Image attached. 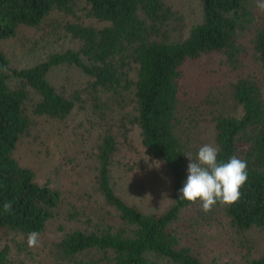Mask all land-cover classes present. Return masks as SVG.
<instances>
[{"label": "trees", "instance_id": "16d2710c", "mask_svg": "<svg viewBox=\"0 0 264 264\" xmlns=\"http://www.w3.org/2000/svg\"><path fill=\"white\" fill-rule=\"evenodd\" d=\"M199 1L200 20L188 25L168 0H0V42L20 27L39 30L61 21L79 42L77 49L49 53L25 68L12 67L0 47V232L43 235L65 198L60 187L40 184L35 171L14 157L22 138L31 135L42 146L50 132L32 134L36 124L76 115L93 136V189L101 204H69L66 220L76 225L44 248L40 264H212L190 244L182 222L200 213L221 216L237 233L264 230V16L252 26L250 0ZM80 5L99 26L77 20ZM71 15L76 21L64 20ZM248 24L249 51L240 44ZM210 57L234 69L219 102L210 96L222 84L194 85L199 75L217 76L196 65ZM61 65L87 76L81 90L59 91L49 81L51 69ZM207 124L218 159L247 161L249 177L236 204L218 203L210 212L180 200L190 163L185 154L196 157ZM133 130L147 157L164 163L172 177L170 203L160 212L128 203L114 187L115 155ZM4 201L13 203L9 214ZM0 264H13L7 243L0 247ZM247 264H264V253H249Z\"/></svg>", "mask_w": 264, "mask_h": 264}, {"label": "rangeland", "instance_id": "374dc122", "mask_svg": "<svg viewBox=\"0 0 264 264\" xmlns=\"http://www.w3.org/2000/svg\"><path fill=\"white\" fill-rule=\"evenodd\" d=\"M168 2L188 25L200 20L199 0H168ZM258 3H264V0H250L249 2L252 26L261 22L264 16V11L257 6ZM81 6L76 8L77 20L88 25L99 26V22L85 15ZM64 20L76 21V18L71 15ZM63 22H53L52 25L44 24L39 30L20 27L13 37L1 41L0 47L8 57L10 65L14 68H25L44 60L49 53L60 52L68 48L77 49L79 42L72 40L66 34L62 27ZM249 41L248 24L240 38L241 46L247 51L250 48ZM216 62L217 59L210 57L196 63L199 69L207 65L208 71H215L217 76L208 79L199 75L194 80V85L197 90H200L203 84L207 88L209 81L212 80L218 85L222 84L223 87L215 90L216 94L210 96L214 102H219L222 98L220 91L223 90L224 93L227 89L226 78L233 76L230 72L234 69L229 71L223 65L222 59L220 63ZM47 77L59 91L67 92L73 89L81 90V84L87 81V76L78 68L67 65L51 69ZM198 93V91L195 92V98ZM224 105L231 109V103ZM73 117L59 124L46 120L41 124H36L32 134L45 136L48 131L50 132L49 136L41 137L44 140L42 146L34 145L31 135L25 136L14 152V157L21 165L35 171L36 179L40 184L48 183L51 187H60L65 192V198L56 220L51 221L46 232L40 235L41 246L30 248L27 243L28 236L11 231L0 232V247L6 243L10 246L13 264H40L45 260L44 248L47 249V246L58 238L62 229L76 225L66 220L65 212L69 204L72 203L78 209L101 204L99 194L93 189L95 168L90 158L93 152L91 143L93 136H90L89 130L86 131L83 128L79 115ZM207 127L208 130L203 132L197 147L211 144L209 143L211 141L209 124ZM137 133L133 130L132 138L130 137L129 142L115 155L112 167L114 187L128 203L138 206L145 212H160L170 203L172 177L164 163L147 157L141 148ZM76 144L81 145L76 148ZM61 147L66 149L62 153L59 151ZM46 149H49L48 153ZM156 162H159V165ZM182 222L190 230L188 241L195 246L204 262L247 264L249 253L254 257L264 253V230L252 228L244 233H237L223 221L221 216L216 214L200 213L188 220L185 218Z\"/></svg>", "mask_w": 264, "mask_h": 264}, {"label": "clouds", "instance_id": "9594fccd", "mask_svg": "<svg viewBox=\"0 0 264 264\" xmlns=\"http://www.w3.org/2000/svg\"><path fill=\"white\" fill-rule=\"evenodd\" d=\"M257 6L264 11V3H258ZM185 156L190 163L187 180L180 190V200L200 203L204 212H210L218 203L230 206L241 199V190L249 178L247 161L235 155L226 162L219 160V148L212 144L201 146L195 158L191 153ZM156 164L159 165V162ZM12 208L11 201H4L5 214L11 213ZM27 243L30 248L41 246L40 233L30 232Z\"/></svg>", "mask_w": 264, "mask_h": 264}]
</instances>
